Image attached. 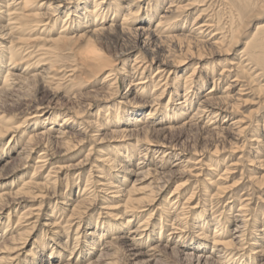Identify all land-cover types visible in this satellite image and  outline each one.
I'll use <instances>...</instances> for the list:
<instances>
[{
  "label": "bare ground",
  "instance_id": "bare-ground-1",
  "mask_svg": "<svg viewBox=\"0 0 264 264\" xmlns=\"http://www.w3.org/2000/svg\"><path fill=\"white\" fill-rule=\"evenodd\" d=\"M106 1L107 0H0V20L1 18L4 20V24L0 25V96H6V94L15 90L17 91V89H24L28 83L31 84L32 82L39 79L43 81L45 86H48L49 90L54 95L59 94L58 85L51 87L47 82V79L51 73L56 74V72H60L56 69L58 68V58H61L63 55L73 56V52L71 51L72 47H74L76 44H84V49H82V51H77L80 65L90 68L95 76H103L100 83L98 82L101 85L99 90H101V92L104 94L103 101L112 100L114 93L113 90L116 91L118 89L117 85L120 79L127 81L126 92L124 94L125 97L128 98L127 103L131 107L129 110L132 111L131 113H134V115H131L133 118L129 121H125L126 125L123 127L126 128L120 127V129L112 130L109 133L111 134V137L113 135L112 138H127L132 142L129 145H125L126 148L124 150L126 151V155H124L122 152L124 150L119 148L121 152L117 150L111 152L112 159L106 153H101V159L98 161L102 163V167L104 168L108 167V169H111L119 167V175L114 174V180H112V178L108 177L107 179L104 173L103 175L105 178L100 177L104 178L103 181H105V183L103 182V184L101 183V180H94L91 182L92 174L90 173L82 192L83 195L84 193L88 194L89 188L87 189V187L92 184V187H95V189L98 188L97 186L105 187H102V189H105L104 191L97 189L98 192L103 191L106 194V196L102 197L105 201V205L101 209L112 210V212H109L111 218H116V220L123 218L122 222L117 225L122 226V229L124 228L125 231L121 232H124V235L115 238L113 237L110 241L103 243V246L101 245L102 248L99 247L101 243L100 241L105 238V236L114 231L113 226L105 227V230L100 231L98 234H96V232L88 233L87 235L92 236V238H90L87 253L88 257L93 255V258L88 262H83V264H99L108 257L105 254V251L110 250L113 251V255H117L119 253H122L121 255H125V252H127L128 255L135 258V260L142 258L144 259L141 261L142 263L153 262L156 257H161L163 252L170 251L183 255L188 260L195 262V264H255V262H257V264H264V212L262 213L263 215L260 221L255 218V216L252 217L250 214L251 208L249 209V205L246 204L247 199H243L242 197L237 199L238 207L236 208V215L227 216V220H232V226L234 227L228 232L227 236L225 235V232H221V229H219L217 226L214 227L210 232H207L206 228H200L201 231L199 234H197L198 240H196V242L191 243L190 241V246L178 244L179 240L183 238L184 233H186L184 231H186L185 229L187 228L186 213L184 212L186 210L184 209L188 207L187 211L191 214L193 210L198 208V203L185 207L188 202L190 203L192 200H194L196 196L194 191L187 195L183 204L181 203V205H183V207L180 208L181 212L179 211L180 214H176L174 217V224L171 222V227L169 226L170 231L166 235V240L162 244L160 243V239L164 234V230H160L155 237L152 234L154 230L150 229V227H155V223H157L155 220L152 221L155 211L150 210L155 207L156 202L159 200L158 197L164 188V183L168 180L167 179L165 181L163 179H165V177L170 179L176 174L185 175L188 172V169H186L188 168L187 166L180 165L182 161L177 163L179 160L175 161L169 169L164 170L167 167V162L164 158H167L169 155H177L171 153L170 148L167 147L168 144L156 139L158 137H153V135L160 132L163 133L165 130H175L176 128L183 126H195L201 117L207 118V121L203 124V126H200L201 129L203 128L202 131H205V133L213 132V134L219 135V131H226L230 129V133L233 135L234 140H237L236 138L239 137V135H241L246 129L243 127L241 120H232L233 118H231L229 113L235 108L237 102L239 101L238 97L243 94V88L241 89L242 86L239 81L241 80V75L246 74L248 70H250L251 67L249 66L251 65L260 68V70L264 72V23L255 27V31L253 32L252 36L250 35V40L246 42L245 47L240 52V57H236L237 61H234L235 59L232 61L227 60L226 65H223L220 68L218 77L216 79L213 75V69L215 67H213V65L212 67L206 65L205 60L207 58L206 51H210L208 54L209 57L221 56V53L226 54L230 51L232 45L235 44L233 33L239 32V30L244 26L245 20L254 18L256 14L253 10V0H218V3H221L224 5V7L228 8L230 21L229 23L227 21L228 25L226 27V31H224V28L221 27L218 22L213 20L212 15H214V13L212 15L207 14L212 7V4L215 3L216 0H213V2L211 0L210 4V0H159V2L154 4V6L149 4L152 7L151 9L149 8L146 10V12L143 10L142 4H140L141 1L135 2V0H125L128 2L126 3V6L122 7V10L118 4V0H109L108 2ZM136 3L138 4L135 7ZM104 4L113 12V19L115 17L117 18L116 15L121 17L120 23L117 27L116 24L112 25V23L106 28L98 26V21L103 15L102 14L100 16L101 12L99 11ZM141 11H143V14H145V19H136L135 17H137V15H139L138 13ZM63 13H66V17L62 20L63 24L61 29L57 31L56 35L49 39V41H47L45 44L40 45V47L38 46L39 48L38 55H36V63H42L43 69L37 73L29 74L27 77L21 75L22 73H26L27 75L25 70L17 71L19 74L12 72V70L18 69L16 68L15 64L19 60H17L18 50H14L12 45H10V43H13L12 33L15 32L17 34H21L25 28L31 30V32L37 30L38 33H43V31L48 30L49 27L50 30H52V28L57 25V21L59 19L58 17ZM80 15H82V19ZM116 18L113 20L114 22L117 21ZM154 18H156L155 22L153 20ZM77 20L80 22L79 29H81L82 26L87 28L88 25L92 26V28L87 30L84 28L85 31L79 32L77 30L78 27L77 29L72 27L73 31H71V25L73 26L72 23H76ZM187 24L189 25L187 26ZM111 28L114 29V35H111ZM106 36H109L115 41L128 43L127 46L125 45L126 48L121 54L122 57H129L131 52L140 47L139 50L141 53L139 56H136L132 59V64L130 66L128 65L130 67V72L125 70V67L127 66L126 62L122 65L123 68L121 69L112 68L95 50L96 41L98 39L103 40L107 38ZM227 37H229V40H227ZM3 41L4 44L6 42V44H9L11 47L2 46ZM226 41L228 42L227 45L224 43ZM129 42L132 43L129 45ZM74 52L76 53V51ZM241 54L243 55L241 56ZM191 60H196L197 62L192 64V67L188 71L185 70L183 74L179 73L177 75V68L184 66L188 61ZM35 65L37 66V64ZM36 66L34 68H36ZM247 67L249 68L247 69ZM78 69L79 66L72 65L68 70L64 71V73L67 74L66 78L71 79L70 81L72 82L74 79L73 76ZM232 73H234V75L230 76ZM170 74H172V76L174 75L173 83L175 85V87L172 88L171 94H173L175 97H180L181 100L175 103L174 113L181 116L183 115V117L187 115L186 113L192 105L190 104L191 102H188V91L192 92L195 90L194 94L198 95L199 90L204 87L207 79L211 80L212 85L211 88L201 95L195 110L187 117V120L178 126L163 125V121L161 120L162 117H164L163 113L165 112L162 113L163 115L160 117L161 120L157 117V115L160 113L159 107L161 106V100L165 92L168 90L167 88L169 81H171V79H169ZM229 77L231 79L228 80V83H226L222 91H217V82L226 81ZM162 81L164 82L161 83ZM150 84L152 85V93L149 96L150 99H147L148 96L146 93L145 95L147 97H143L145 100L142 102V105H137L138 95L142 97V93L147 89V87H149ZM262 86H260L258 90L261 91ZM178 90L182 91L181 95L177 94ZM217 92L218 94H216ZM173 96L169 97L168 102L170 101V103H173V100H171V97ZM89 105L90 103L86 104L87 107ZM141 107L148 108L145 114L142 113L140 109H138ZM167 107L168 105H166V108ZM119 109L120 108L116 105L115 109L110 110L109 108L106 110L107 114L104 113V117L106 116L108 119H113V125L119 124V119H121L118 113ZM51 110L52 109L50 108L41 106L32 107L27 110L28 112L26 113L25 119L23 121L25 122L26 119H37L36 121H40L42 126H45V122H47L46 125L48 126L49 124H56L57 118H61V125H58L60 127L58 130H56V135L51 136L48 134L47 127H42V129L39 131L31 132V134L26 138L25 145L21 148V150H17L16 156L12 159L13 161L19 160V162L23 160L25 161L29 156H31L32 153L36 152L39 142L41 145H44H42L43 149L40 150L41 152L37 155V160L34 162V172L31 176V179H33L34 176L36 177L37 172L43 169L47 163L51 164L52 160L56 158V153L53 152L54 150H52L53 146L64 149L63 153L65 156V153L68 152L69 139L71 136L86 135L88 134L87 132L98 133L102 130V124L97 125V121H91L87 123L79 120L82 113H84L83 111H66L61 114L59 113V115L53 113V111L51 112ZM121 111L122 113L124 112L123 110ZM1 118L2 116H0V119ZM104 119L102 118V120ZM174 119L175 118L171 120ZM44 120L46 121L44 122ZM127 123L131 126H128ZM136 124L140 126L136 128ZM22 125L23 123H15L6 129L0 127V137L4 138L10 136L6 143V145L10 146V148L14 147V145L16 146L18 140L20 141L21 139V135L23 136L21 130ZM75 125H79V127L74 129ZM108 125L109 122L106 123L105 127ZM255 127L256 129L254 131V135L248 139V143L251 145L250 154H252V158H250L248 161L250 166L257 167H254V169L249 171L247 178L248 182H250L252 186L257 187L264 185V140L260 138L261 136L263 138L264 135L256 132V130L259 128L258 124H256ZM69 129L75 130L76 133L70 134V132H68ZM106 129L108 128L106 127ZM97 135L92 134L90 137L96 141H102L103 138L100 139L99 136L95 137ZM215 151H217V146L214 148L213 152L216 153ZM155 152L157 154L161 153V156H158L156 164H153L150 162V159L153 157ZM58 153L59 152H57V154ZM136 154H138V159L133 164V156ZM116 158L122 161V163H125L124 166L118 165L120 164V161L116 163ZM24 161L22 165L14 168L9 175H14L20 172L23 168L27 167L26 164H24L26 163ZM10 162L11 160L5 161L6 164H9ZM64 167L66 166H55L54 168L57 169L58 172H61L64 170ZM208 168L210 169V167ZM99 169L100 166H96V172L100 173ZM256 169L260 171L256 172ZM232 170V168L230 170L225 167L223 173L225 175H222V177L227 176V172ZM226 178L227 177L224 179ZM217 180H221V177L218 175ZM209 182L210 183L208 184L213 185L214 188H216L215 193L212 196L208 195V192L205 191L204 196H208L210 199H214L218 196L221 197L222 195L226 196L228 194L230 195L229 198H233L238 192L239 183L237 182H234L231 185H224L225 183H216L212 180ZM125 183H128L129 187H125ZM145 183L146 186L139 188V186ZM47 185V181L44 183L25 182L22 184V187L14 193L0 194V211H2L4 208H8V205L4 204L5 197H9L11 195L21 196L20 194L27 195L33 193H36V197H43L42 191L40 189L47 188ZM184 186L185 185L183 184L175 186L174 190H172V192L169 194V197L167 198H171V200L175 199V203H179L181 198L185 196V193L187 192ZM52 187L55 188V184H52ZM109 191H111V194L106 193ZM139 191L144 192L142 194L139 193L142 195V197L133 199V197L137 195ZM89 200L90 199L88 197L75 204V206L70 210L69 218L71 221L74 220L73 218L76 211L75 207L79 206V204L82 202ZM64 205L66 204L64 203ZM173 206H175V204L172 205V207ZM233 206L234 205H231L230 208ZM168 208L169 207L166 200L161 209V214L170 215L169 211L171 209ZM36 210L37 209H35V211ZM145 211L146 217L139 221L136 226H134L135 220L132 221V219H136L135 216L137 215V212ZM32 214L33 212L31 211L30 213L24 212L20 216L16 217V226H21V223L30 221V218L38 219L37 215L32 216ZM4 219H7V221L10 222V215L8 214ZM2 220L3 217L0 214V221ZM157 220H159V218ZM67 222L64 223L67 224ZM1 224L3 223L1 222ZM97 224L99 223L97 222ZM198 225L200 226L199 223ZM8 226H10V224ZM46 226L51 228L50 230H52L54 236L58 237H61L59 234L63 230V237H65L64 242H67L70 234L69 228L71 227H66L63 229L60 226L62 229L56 230V225H52V223L47 224ZM75 226L76 235L74 237V242H77L79 240V238L77 240V234H80V222ZM195 227H197V225ZM114 228L116 229V227ZM23 232L26 233V231ZM23 232H19L17 235L15 234L16 236L13 235L8 240H6L4 234L0 235V241L3 242L2 245H0V252H5L4 255H0V264H17L16 262H19L18 249L21 241H23L25 237ZM143 235H147L154 243L150 245L143 243ZM248 241H250V244H248ZM35 244L37 245V243ZM141 245L143 248L146 247L145 251L140 250ZM247 245L251 246L249 253L246 251ZM179 246L180 248H177ZM56 253L58 260L60 259V263H58V261L53 262L55 254L54 252H51L47 260L48 264H71L69 262L71 261V258L64 259L60 253ZM80 254L81 253H79V255ZM33 255L34 254H28V257L32 259L31 264H35L37 261ZM71 255L72 253H70V256ZM86 256L87 255H85V257ZM74 262H77V259ZM139 262L140 261H137L135 263ZM110 264L121 263L119 262V259H117Z\"/></svg>",
  "mask_w": 264,
  "mask_h": 264
},
{
  "label": "rangeland",
  "instance_id": "rangeland-1",
  "mask_svg": "<svg viewBox=\"0 0 264 264\" xmlns=\"http://www.w3.org/2000/svg\"><path fill=\"white\" fill-rule=\"evenodd\" d=\"M108 1L109 0H107L106 2ZM138 1H141L140 4H142L143 10L145 12L149 8L151 9V7L154 6L155 3L159 2V0H144V1L135 0V2H138ZM127 2L128 1H125V0H118V4L121 7V10H122V7L126 6ZM210 3H211V0L209 4ZM252 3H254L253 10L255 11L256 14L254 18L245 20L244 26L239 30V32L233 33V36L235 38L234 39L235 44L232 45L230 51L226 54L221 53V56H211V57H209L208 55L210 51H206L207 58L205 60V64L209 65V67H212L213 65V67L217 68V69L215 68L213 69L214 70L213 75L215 79L218 77L220 68L223 65H226L227 60L232 61L235 59L234 61H237L236 57H240V52L245 47L246 42L250 40L251 38L250 35L252 36L253 32L255 31V27L259 24L264 23V0H253ZM137 4L138 3H136L135 7L137 6ZM149 4L152 6H150ZM106 9L108 8L107 6H105V4L100 8V11H99L101 12L100 16L102 14L103 15L98 21V26L106 28L110 26L112 23V25L116 24V27H117L120 23L121 17L116 15L117 18L116 17L115 18L117 19V21L118 20L119 21L114 22L113 20L115 18L113 19L114 17L113 12L111 11L110 8L108 10ZM210 10L208 11L207 14L212 15L214 13V15H212L213 20L218 22L220 26L224 28V31H226V27L230 21L229 20L230 18L228 15V8L224 7V5L221 3H218V0H216V2L212 4V7L210 8ZM109 11L111 12V14ZM138 14L139 15L135 17L136 19L137 18L145 19L144 17L145 14H143V11H141ZM65 15L66 13H63L62 15L58 17L59 19L57 21V25L54 26L52 30H50V27H49L48 29L49 31L44 30L43 33H38L37 30L31 32V30L25 28L23 33L21 34L20 33L17 34L15 32L12 33L13 43H10V45H12L14 50L16 51L18 50L17 60L19 59L15 64L16 68L18 69L12 70V72L17 73V71L25 70L27 72V75L26 73H22L21 75H24V77H27L29 74L37 73L38 71H41L43 69L42 63H36V59H37L36 55H38V48L40 47V45L45 44L47 41H49V39L54 37L56 35V32L61 29L62 24H63L62 20L66 17ZM80 16L82 19V15ZM155 19L156 18L153 19L154 22H155ZM79 21L77 20L76 23L73 22L72 23L73 26L71 25V28L73 27L74 29L75 28L77 29L78 27L77 30L79 32H83L85 31V29L87 30V29L92 28V26L88 25L87 28L82 26V28L79 29L80 28ZM101 21L103 22V24ZM3 24H4V20L1 18L0 25H3ZM188 25L189 24H187V26ZM73 28L71 31H73ZM113 30L114 29L111 28L110 30V32L112 33L111 35H114ZM227 40H229V37H227ZM131 43L129 42V45ZM224 43H226V45L228 44L227 41ZM127 44H128L127 42L115 41L114 39L108 36L107 38L103 40L98 39L96 41L95 50L105 59V61L112 68L121 69L123 68L122 65L126 62L127 66L125 67V70L127 72H130L129 66L132 64V59L136 56H139L141 51L139 50L140 49L139 47V48H136V50H134L133 52H131L129 57L128 56L122 57L121 54L124 52V49L126 48ZM10 45L6 44V42L4 44V41H3L2 46L9 47ZM83 45L84 44H81V45L76 44L74 47H72L71 52H73L74 57L70 55H63L61 56V58H58V64H57L58 68L56 69L60 72H56V74L51 73L49 75V78L47 79V82L49 83L51 87H54V85L56 86L58 85L59 94L54 95L49 90L48 86H45L43 81L39 79V80L32 82L31 84L28 83L24 89H20V90L17 89V91L16 90L12 91L6 94V96L5 95L0 96V116H2V118L0 119V127L3 129H6L14 125L15 123H19V124L23 123L22 129H21L23 136L21 135V139L20 141L18 140V142L16 143V146L14 145V147L10 148L9 145H6L10 136L4 137V138L0 137V194L14 193L17 190H19L22 187V184H24L25 182H34V183L35 182L44 183L45 181L48 182L47 188L40 189L42 191L43 197H36L35 195L36 193L27 194V195L20 194L21 196L11 195L9 197H5L4 204H7L8 208L3 207L4 209L0 211V214L3 217V220L0 221V235L4 234L6 240H8L13 235L16 236L19 232L26 231V233L23 232L25 234L24 235L25 237H24V240L21 241V244L19 245V249H18L19 250L18 251V254H19L18 261L19 262H16L17 264H31L32 259L28 257L29 253L34 254L33 257H35V259L37 260L35 264H48L47 260L51 252H54L55 254L53 262L58 261V263H60V259L58 260L57 253H56L58 252L63 256L64 259L71 258V261H69L71 264H74V263L83 264V262H88L90 259L93 258V255L91 257H88V253H87L88 245L90 243V238H92V236L87 235L88 233L96 232V234H98L100 231L105 230V227L113 226L114 231L108 234L107 236H105V238H103L100 241L101 243L99 247L101 248L103 246L102 244L106 243V241L107 242L110 241L111 238L120 237L124 235V232L123 233L121 232L125 231V229L124 228L122 229V226L117 225L122 222L123 218H121L120 220L119 219L116 220V218H111L109 215V212H112V210L101 209L105 205V201L103 200L102 197L106 196L105 192H103L105 189H102L103 186L96 185L98 187L97 188L98 190L99 189L103 190L102 192H98V190L95 189V187H92L93 184L87 187V189L89 188L88 194L84 193L83 195L82 192L85 187V183L88 178V175L90 173L92 174L91 182H93L94 180H101V183L103 182L105 183V181H103V179L105 178L103 175L104 173H105L106 178L107 177L112 178V180H114L113 179L114 174L119 175L118 173L119 167L111 168V169H108V167L104 168L102 167V163L98 161L99 159H101L100 158L102 155L101 153H106L112 159L111 152H114L115 150L121 152V150H124L126 148L125 146L126 144L127 145L131 144L132 141L128 140L127 138H112L113 135L111 137V134L109 132L115 129H120V127L126 128V127H123L126 125L125 121L131 120L133 118V116L131 115H134V113H131L132 111L129 110L131 107L127 103L128 98H126L124 94L126 92V82H127L126 80L125 81H123L122 79L119 80V83L117 85L118 89L116 91L113 90L114 93L112 96V100L103 101L104 94L101 92V90H99V88H101V85L99 83L102 80L103 76L101 75L95 76L92 73L93 71H91L90 68L80 65L77 51L78 50L82 51V49H84ZM19 46H20V49L22 50L19 49ZM74 51H76V53ZM242 55L243 54H241V56ZM196 62H197L196 60H191V61H188L184 66L177 68L176 70L177 75L179 73L183 74L185 70L188 71L192 67V64ZM35 64H37V66ZM34 65L36 66V68H34L35 67ZM72 65L79 66V69L77 70V72H75L73 76L74 79L71 82L70 81L71 79L66 78L67 74L64 73V71L68 70ZM249 67H251L250 70H248L246 74L244 75L242 74L240 78L241 80H239L242 86L241 89L243 88L242 90L243 94L241 93L242 95L238 97L239 101L237 102L235 108L229 113L231 118H233L232 120H235V121L237 119L241 120L243 127L246 128L245 131H243V133L239 135V137L236 138L237 140H234L233 135L230 133L231 132L230 129L226 131L223 130L224 132L219 131L220 132L219 135H215L213 134V132L212 133L206 132L207 133L206 134L205 131H202L203 128L202 129L200 128V126H203V124L207 121L206 117L199 118V121L196 123L199 126L197 125L191 126V127L183 126V127L176 128L175 130H170V131L165 130L163 133L160 132L158 134L153 135V137H158L156 139H159L160 141L168 144L167 147L170 148L171 153H173L174 155H177V156L169 155L167 158H164L165 161L167 162V167L164 170L169 169L171 165L177 160H179L177 163H180L182 161L180 165H185L188 167L186 168L188 169V172L185 175L176 174L172 176V178L170 179L167 177L163 179L165 181L168 179L166 181L167 183L166 182L164 183L165 184L164 188L162 192L160 193V196L158 197L159 200L156 202L155 207L150 210V211L152 210L155 211V215H153L152 221L155 220V222H157L155 223V227L153 228L150 227V229L154 230L152 234L156 237V235L158 234L160 230H164L163 233L165 235L163 234L160 239L161 244L166 240V237H167L166 235L170 231L171 222L172 224H174V217L176 216V214L178 215L181 212L180 208L183 207L181 203L182 204L184 203L185 198L192 191L195 192L196 196L194 200L190 202L191 204L188 202L189 204L187 203L185 207L198 203V206H197L198 208L192 211L193 214L192 213L190 214L187 211L188 207L187 208L184 207L185 208L184 210H186L184 212L186 213L187 228L185 229L186 231H184L186 233H184L183 238H181L182 240L181 239L179 240V243H178L179 245L183 244L184 246L186 245L188 246L189 244L196 242V240H198L197 234H199V232L201 231L200 228H204V229L206 228L207 232H210L211 230H213L214 227L217 226L219 229H221V232H225V235L227 236L228 232L234 228L232 226V222H231L232 220H227L228 219L227 216L236 215V208L238 207L237 199L239 197H242L243 199L244 198L247 199L246 204L249 205L248 206L249 209L251 208L250 214L252 215V217L255 216V218H257L259 221L262 218V215H263L262 213L264 212V185L257 186V187L252 186V184L248 182L247 175L251 169H254V167H257V166H254V167L250 166L249 161H248L250 158H252V154H250L251 145L250 143H248V139H250V137L254 135L256 124L259 125V128L258 130H256V132L260 133L261 135H264V86H262L264 85V72H262L260 68L256 66L251 65ZM249 67H247V69ZM54 75H56L57 77ZM232 75H234V73H232L230 76ZM256 75L258 78L256 77ZM249 76L253 78H250ZM169 77L171 81H169L168 88H167L168 90L165 92L161 100V104H160L161 108L159 107L160 113L157 115V117L160 118L161 115L164 114L163 115L164 117H162V120L160 118V120L163 121V125L178 126L187 120V117L191 115V113L195 110L196 105L198 104L201 98V95H203L209 88H211L212 85H211V80L207 79L206 84L204 85V87H202L199 90L198 95L194 94L195 90H193L192 92L188 91L189 93L187 96L189 100L188 102H191L190 104L192 105H191V108L187 111L186 113L187 115L183 117V115L181 116V115H177L174 113V105L175 103L179 102L180 97L178 96L175 97L173 96V94H171L172 88L175 87L173 83L174 75L172 76V74H170ZM49 79L50 80L52 79V80L50 81ZM229 79L231 78L229 77L226 81H223V82L218 81L217 82L218 84L216 86L217 91L218 90L222 91L226 83H228ZM163 82L164 81H162L161 83ZM260 86H262L261 91L258 90ZM146 93L148 97L145 95ZM151 93H152V85L150 84L149 87H147V89L142 93V97L138 95L137 98L139 100L137 99V102H138L137 105L138 104L142 105V102L145 100L144 98L146 97L147 99H150L149 96ZM177 94L181 95L182 91L178 90ZM216 94H218V92ZM170 96H173L171 97V100H173L172 101L173 103H170V101L168 102V99ZM88 103H90L89 105L90 107L86 106V104ZM116 105L120 108L118 110V113L121 117V119H119V124H117L118 126L112 124L113 123L112 118H109L110 119L109 120L108 118H106V116L104 117V115L107 114L106 110H108L109 108L110 110H113L116 108ZM166 105H168L167 108H166ZM35 106L50 108L52 109L51 112L53 111V113L55 114H59V113L61 114L66 111H70V112H73V111L82 112L83 111L84 113H82L81 118L79 120L83 122H87V123L91 121L92 122L97 121V125L102 124V128H101L102 130L98 133L97 132H91V133L87 132L88 134L86 135L71 136L69 139L70 147L68 146V152L65 153V156L63 153L64 149L53 146L52 150H54L53 152L56 153L55 155L56 158L52 160L51 164L47 163L43 169L39 170L41 172L38 171L37 174L35 173L37 175L36 177L34 176L35 179L34 178L31 179V176L34 172L33 170V167L35 165L34 162L37 160V155L41 152L40 150H42L44 146L43 144L42 146L39 142L36 152L32 153L31 156H29L25 161L23 160L24 162H26L24 164H26L27 167L23 168L20 172L14 175H9L14 168L22 165L23 161H20V162L19 160L13 161L12 159L16 156L17 150H21V148L25 145L26 138L27 136L31 134V132L39 131L42 129V127H47L48 134L53 136V135H56L57 133L56 130H58L60 127L58 125H61L60 117L57 118V121H56L57 123L55 122L56 124H52V125L49 124L48 126L46 125L47 123L45 122L46 120H44L45 126H42V123H40V121L37 122L36 121L37 119L36 120L26 119L25 122H23L25 119L26 113L28 112L27 110ZM138 109H140L141 112L144 114L148 110V108L146 107H141ZM121 110H123L124 111L123 113H125L126 115L123 114ZM102 118L103 119L105 118L104 119L105 121L102 120ZM173 118L175 119L171 120ZM105 122L106 123L109 122V125L106 126L108 129H106L105 127L106 125ZM129 125L130 124H128V126ZM138 126L140 125H137V124L135 125L136 128H138ZM78 127L79 125H75L74 129L75 128L77 129ZM68 132H70V134L76 133L75 130H70V129L68 130ZM92 134L93 135L98 134L95 137L99 136L100 139L103 138L102 141H100L101 143L91 138L90 135ZM260 138L264 140V137L262 138L261 136ZM216 146H217V151H215L216 153H214L213 151ZM119 148H121V150ZM57 152L59 153L57 154ZM122 152L124 153V155H126L125 150ZM137 155L138 154L133 156V160H132L133 164L138 159ZM158 156L160 157L161 153L157 154L155 152L153 154V157H151L150 162L153 164H156ZM9 160H11V162L9 164H6L5 161H9ZM115 160H116V163L120 161L118 160V158H116ZM124 164L125 163H122V161H120V164L118 165L124 166ZM55 166H61V167L66 166V167H64V170H62L61 172H58V170L54 168ZM96 166H100V169H99L100 173L96 172L97 171ZM208 167H210V169ZM225 167H227L230 170L231 168L235 170L228 171L226 174L227 176L222 177V175H225L223 174ZM259 171L260 170L256 169V172H259ZM217 175L221 177L220 181L222 182L217 180ZM100 177H104V178H100ZM225 177L227 178L224 179ZM210 180H212L213 182L215 181L216 183H225L224 185H231L234 182L239 183L238 192L236 193V196L233 198H229L230 195L228 194L226 196L222 195L223 197L218 196L214 199H210V197L204 196L205 191H207L208 195L210 196H212L215 193L216 188H214L213 185L208 184L210 183L209 182ZM52 184H55V188L52 187ZM125 184H124L125 187H129L128 183H125ZM182 184L185 185L184 187L187 190V192L185 193L186 195L181 198V201H179V203H175L176 200L173 198H172L173 200H171V198H167L169 197V194L172 192V190H174L175 186L182 185ZM144 186H146V183L139 186V188H142ZM110 192L111 191L106 192V193L109 194ZM139 193L142 194L144 192L139 191L137 195L133 197V199L142 197V195ZM88 197L90 199L89 201H84L81 204H79V206L75 207L76 211H75V215L73 218L74 220L71 221V219L69 218L70 210L75 206L76 203ZM166 200H167V204L169 207L168 209H171L169 211L170 215L161 214L162 213L161 209ZM64 203L66 205H64ZM174 204L175 206L172 207V205ZM231 205H234V206L230 208ZM35 209H37L36 210L37 212L35 211ZM30 211L33 212L32 216L37 215L38 219L30 218L29 219L30 221L21 223L20 224L21 226H16V222H15L16 217L20 216L24 212L30 213ZM8 214L10 215V218H11L10 222H8L7 219H4ZM135 217L136 219H132V221L135 220L134 226H136L139 223V221H141L142 219L146 217V211L137 212V215ZM158 218L159 220H157ZM96 221L99 224H97ZM1 222L3 224H1ZM64 222H67V224ZM79 222L81 226L79 228L80 234H77V240L78 238L79 240L77 242H74V237L76 235L75 225L79 224ZM51 223L52 225H56V228H57L56 230H61L62 228L64 229L66 227H71L69 228L70 234H69V238L67 242H64L65 237H63V234H64L63 230L59 234V236L61 235V237L53 235L52 230H50L51 228L46 226L47 224H51ZM198 223L200 224V226L198 225ZM9 224L10 226H8ZM196 225L197 227H195ZM114 227H116V229ZM8 231L9 232L11 231L10 232L11 234ZM148 239L149 237L147 235L142 236L143 243L148 244V245L154 243L153 241H151L150 239L148 240ZM248 242H249L248 244H250V241ZM2 243L3 242L0 241V245H2ZM35 243H37V245ZM248 246L249 245H247L246 247V251L249 253L251 246L249 247ZM74 247L76 248V250ZM140 247H141L140 249L141 251L146 250V247L143 248L142 245ZM177 248H180V246ZM105 252H106L105 254L108 257L104 259L102 262H100L99 264H110L111 262L117 259H119V262L121 264H134L137 261L141 262L144 260L142 258H138V260L137 259L135 260V258H133L132 256H129L127 252H125L126 256L121 255L122 253L113 255L112 250L105 251ZM70 253H72L71 256H70ZM79 253L81 254L79 255ZM4 254L5 252H0V255H4ZM85 255L87 256L85 257ZM76 259H77V262H74L76 261ZM140 262L135 263V264H195V262H193L192 260L191 261L188 260L183 255L179 253H175V252H170V251L163 252V255H161V257L160 256L156 257L153 262H150V263H144V262L140 263ZM255 264H257V262H255Z\"/></svg>",
  "mask_w": 264,
  "mask_h": 264
}]
</instances>
